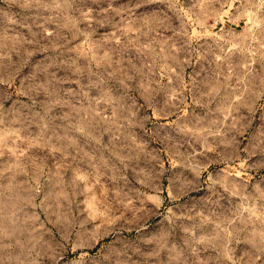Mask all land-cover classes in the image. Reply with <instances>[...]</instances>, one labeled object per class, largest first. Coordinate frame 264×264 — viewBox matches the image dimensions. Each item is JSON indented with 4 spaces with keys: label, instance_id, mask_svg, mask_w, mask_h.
Wrapping results in <instances>:
<instances>
[{
    "label": "rangeland",
    "instance_id": "rangeland-1",
    "mask_svg": "<svg viewBox=\"0 0 264 264\" xmlns=\"http://www.w3.org/2000/svg\"><path fill=\"white\" fill-rule=\"evenodd\" d=\"M0 264H264V0H0Z\"/></svg>",
    "mask_w": 264,
    "mask_h": 264
}]
</instances>
